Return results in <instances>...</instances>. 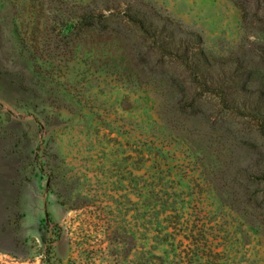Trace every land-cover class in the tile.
<instances>
[{"label": "rangeland", "instance_id": "1", "mask_svg": "<svg viewBox=\"0 0 264 264\" xmlns=\"http://www.w3.org/2000/svg\"><path fill=\"white\" fill-rule=\"evenodd\" d=\"M89 1L0 0V264H140L152 236L137 215L141 180L183 197L186 217L202 209L191 217L198 225L224 224L231 260L263 250L260 212L230 185L240 169L264 168V130L248 108H233L227 88L225 99L185 101L167 74H147L136 58L140 79L130 81L116 43L57 24L39 38L35 68L21 31ZM141 1L199 33L213 60L242 54L264 79V0L249 1L248 24L234 0Z\"/></svg>", "mask_w": 264, "mask_h": 264}, {"label": "trees", "instance_id": "2", "mask_svg": "<svg viewBox=\"0 0 264 264\" xmlns=\"http://www.w3.org/2000/svg\"><path fill=\"white\" fill-rule=\"evenodd\" d=\"M2 1L19 6L24 0ZM234 1L243 11V19L248 24L250 0ZM41 9L45 10L43 5ZM31 23L30 30L26 26L21 31V40L31 50L35 68L39 67V38L55 30L57 24L60 32L76 31L87 34L88 40L116 43L129 57L128 64L132 70L126 77L130 81H136V77L140 79L135 60L141 59L148 69L147 74H167L168 79L177 83L182 100L191 102L197 99L198 92L221 95L225 99L224 88H227L228 97L232 95L233 108L238 113L248 108L251 116L257 117V127L264 130V79L257 71L243 65L242 54L230 59L213 60L204 50V40L199 33L183 29L152 5L141 0H91L75 4L71 10L61 6L52 16H45L42 22L36 20ZM51 24L53 27H49ZM256 55L259 57L257 67H261L264 46ZM226 79L230 80L229 85H225ZM140 159V163L143 162V155ZM239 172L241 178H235L230 185L232 198L239 200L238 194L244 192L245 200L249 199V204L260 212L262 220L259 223L264 226V168L258 164L254 169L246 167ZM139 185L141 203L137 215L143 229L152 230L150 245L146 246V250L143 247L139 249L140 264H264V246L263 250H259L262 255L256 250L255 255L251 251V257L231 260L230 254L235 247L231 232L227 228L222 230L224 224L218 227L209 224L206 228L191 220V217L200 219L202 209L186 217L187 214L178 207L187 201L175 193H162L160 190L167 187L166 184L141 180ZM143 188H153V196L147 192V197ZM208 200L207 197L203 203L207 205ZM196 201L199 204L202 202ZM236 202L233 200V204L236 205ZM194 208L197 210L195 204ZM207 218L211 221L210 217ZM238 248L235 252L239 251Z\"/></svg>", "mask_w": 264, "mask_h": 264}]
</instances>
